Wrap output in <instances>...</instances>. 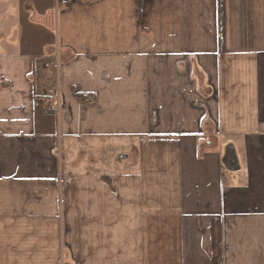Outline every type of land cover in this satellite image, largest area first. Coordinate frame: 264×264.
<instances>
[{
    "label": "crops",
    "instance_id": "crops-1",
    "mask_svg": "<svg viewBox=\"0 0 264 264\" xmlns=\"http://www.w3.org/2000/svg\"><path fill=\"white\" fill-rule=\"evenodd\" d=\"M0 264H264V0H0Z\"/></svg>",
    "mask_w": 264,
    "mask_h": 264
},
{
    "label": "built area",
    "instance_id": "built-area-1",
    "mask_svg": "<svg viewBox=\"0 0 264 264\" xmlns=\"http://www.w3.org/2000/svg\"><path fill=\"white\" fill-rule=\"evenodd\" d=\"M77 0H61V3L63 4V5H69V4H72V3H74V2H76ZM51 64H53V63H47V65H51ZM86 101L87 102H89V103H93L94 102V99L91 97V96H89L87 99H86Z\"/></svg>",
    "mask_w": 264,
    "mask_h": 264
}]
</instances>
